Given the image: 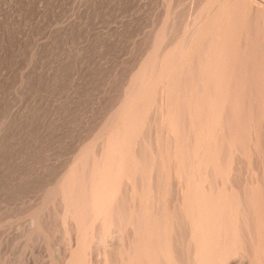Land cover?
Segmentation results:
<instances>
[{"label":"rangeland","instance_id":"1","mask_svg":"<svg viewBox=\"0 0 264 264\" xmlns=\"http://www.w3.org/2000/svg\"><path fill=\"white\" fill-rule=\"evenodd\" d=\"M219 1L0 0V264H137L133 263L129 250H131V242L134 240V231L132 232V230L135 225L133 226V224L136 222L135 219L138 210H140L138 205L140 197L137 195L139 193L136 192H140L139 189L145 185H151L144 172L137 171L136 173L135 171L134 173L133 171L136 177L132 176L133 178L131 177L129 180L127 177L121 181L125 186H119L124 188V190L122 188L124 193L119 189L122 192H120L122 200L119 201L116 208L114 207L116 211L119 210L117 212L119 218H117L118 216L115 217L117 220L119 219V222L114 219L116 221L115 228L113 227L116 232H112L114 238L109 230L102 233L100 229L103 227H99L100 223L97 225V222H91L90 218L89 222L86 216L82 220V223L86 221L83 223L85 226L80 224L81 221L77 220L79 218L76 216L77 221H74L75 219L73 220L71 214L68 213L70 203L73 200L72 196L75 193H83L85 197L88 193L85 190L89 191V189H83L84 187L88 188L87 185L91 180L89 175L94 167L92 162L94 161L95 165L98 164L96 158H100L106 140L108 141L110 137V132L119 129L124 122L125 115L123 114L126 112L124 106L129 96L138 89L139 79L137 77L141 75L144 68L156 65L158 66L156 73L179 72L187 83H189L190 78L192 80L190 83H198L196 81L200 76L198 66H201L199 64L205 60L204 52H200V55L198 51L197 53L194 51L188 59L189 63L183 67V72L180 68L178 70L176 67L178 65L164 66L165 61L162 59H165L167 52L180 44L182 37L184 38L188 33L191 35L194 30L192 21L195 18L198 19L196 24L211 18L208 15L212 13V9L216 8L214 6H217ZM256 2L264 6L261 1L257 0ZM245 7L249 8L248 10L246 8L244 12L245 14L247 12L248 15L244 14L242 17L241 26L239 25L237 30L240 34L237 32L231 41L236 43L237 51L239 50L241 55L242 53H251L246 54V56L242 55V58L245 56L246 61L251 60H249L248 65L252 68L249 69L250 73H247L254 77L255 74L253 73L257 71L255 69L260 70V72L264 70V53H262L264 52V25L262 26L264 24V17L262 16L264 12L257 11L252 3H247V6L245 4ZM204 11L208 14L204 15ZM191 13H199L198 15L201 16L197 18L194 15L192 17ZM190 14L192 18H190ZM195 30L198 32L197 29ZM190 35L187 36V39L193 36ZM161 37L164 39L163 43ZM203 40L205 41V39ZM203 40L201 41L202 44ZM196 59L199 60L196 61ZM246 61L243 60L244 63ZM249 77L251 78V75ZM183 79L181 83H178L179 90L186 86ZM256 80L258 83V78ZM135 81L138 84L137 87H133ZM251 81L254 80L250 79L249 84ZM162 83H157L149 92L151 94L148 93L142 98L141 103H143L144 109L142 112L144 113L140 112L141 116L139 114L135 116L136 120L138 118V122L141 120L140 127L134 132H128V137L133 138L130 140L127 138L129 147L127 160L139 162V157L146 162L144 164L142 160V165L147 167H143L144 171L154 168V174H156L155 171H158L157 175L162 174L160 176L165 179L166 176L170 177L168 175L173 176L171 173H175V168L173 162L166 157H164L165 159L160 158L161 160L156 157L154 138L156 132L160 133L161 129L163 131L161 124L163 122L160 117H162L161 111L164 112V108L161 109L162 104L160 102L163 100L162 91H165L168 86V83L166 85ZM252 85L254 86L255 82ZM250 88L245 89L246 91H243L242 95H247ZM165 94L166 91L163 96ZM144 107H147L146 110ZM257 109L260 108L257 107ZM257 109L256 106L253 107V112ZM257 126L261 133L259 136L260 144L258 143L259 146H257L258 153L250 148V151L254 152H252L254 156L248 152L249 161L247 157L244 158L245 161H239V154H236L237 157L233 156V159L230 158L231 162L228 160L230 166H228L229 172L228 170L227 172L231 174L232 178L234 177L232 181L234 180L233 182L241 188L240 194L242 196H240L242 198H245L244 192L248 189L249 180L254 182V178L259 179L264 174V123H258ZM164 137V144L167 142L166 144L171 145L169 140H164ZM165 148L167 150V147ZM153 155H156L155 158ZM156 158L159 161H155ZM151 165L153 166L150 167ZM138 170L141 169L138 167ZM167 170L168 173L165 172ZM84 173L85 175H82ZM142 175L147 180H143ZM75 177L79 178L80 181L82 180L83 184L79 188L80 191L76 189L77 192L74 193L73 184L77 180L73 179ZM152 179L156 184V179ZM244 179L245 181H243ZM171 181L172 179L170 182L166 181L167 184L170 183L168 186L166 182L164 184L162 182L160 184L162 188L156 187L153 182V188H151L153 189L152 192L155 193L158 189L167 191L171 200L169 199L170 202L167 200L166 206L171 210L167 207L165 210L178 212L179 207L172 209V203L176 197V188H174L173 183L174 187L171 185ZM133 188L137 190L135 194ZM154 192L152 194H155ZM84 197L81 200L87 201L89 199H84ZM120 212L125 213L122 215ZM66 213L68 214L66 215ZM247 213L249 214L248 211ZM120 216H123L122 220ZM126 217L131 220H127V222L130 221L129 223L126 222ZM120 221H123L124 225L120 224ZM248 221L250 224L247 222L249 225L247 227L249 229L254 228L255 220L252 216L248 218ZM95 223V229L97 226L99 229L93 232ZM126 223L129 225L127 226ZM77 224L82 225L83 231L78 229L81 227L79 225L78 227ZM118 225L122 226H119L118 229ZM251 225L253 227H250ZM76 226L77 228H75ZM127 229L129 230L126 231ZM117 230H122L120 232L123 234L121 235ZM181 230L177 231L176 237H173V242L179 241L177 247L179 250L184 249L185 252L177 251L176 260L181 263L184 261L183 264H187L191 260V254H185L187 238L182 237L185 234ZM252 230L250 229V231ZM241 232L244 239L254 236L251 232L250 236L246 230H241ZM97 233L101 237L96 235ZM104 234L106 238L108 237L107 239ZM244 234L245 236L248 234L247 237H249H245ZM96 236L100 238L97 239ZM86 237L89 239L82 243L86 241ZM90 237L92 238L90 239ZM254 237L257 238V235ZM101 238H103L104 244H102ZM82 239L83 241H81ZM184 240L185 242H183ZM88 241H92L90 246L86 244ZM120 241L122 242L120 243ZM183 243H185V247L182 248ZM83 248L89 250L86 252ZM72 252L74 253L72 254ZM121 254H124L125 257Z\"/></svg>","mask_w":264,"mask_h":264},{"label":"bare ground","instance_id":"2","mask_svg":"<svg viewBox=\"0 0 264 264\" xmlns=\"http://www.w3.org/2000/svg\"><path fill=\"white\" fill-rule=\"evenodd\" d=\"M220 1L219 3L217 2L218 4L216 3L217 6L213 5L216 8L214 10L212 9L213 11L211 10L212 12L210 13L211 16L208 15V17H211L209 18V20L207 21L205 20L203 23L200 22L198 24H196L197 23L196 20L198 19L195 18V20L192 21L194 30L193 29H192L193 31L191 30L192 31L191 35L193 36H191L188 33V35L191 36L189 37V39H187L188 35L185 36L184 38L182 37L183 39L181 38L180 44H178L179 46L176 44L177 47H174L171 51L167 52L168 54L166 55L165 59L161 58L162 61L163 60L165 61L164 66L178 65L176 67L178 68V70L180 68V70L182 71L184 70L183 67L186 66L187 63H189L188 59L190 56L193 55L194 51H196V53L198 51L200 55L201 53L204 52V54L206 55L205 60L204 61L202 60L203 61V62L201 61L202 64H199L201 66H198L200 69L199 70L200 72H198L200 73V76L196 80L198 81V83L192 82V83H197L195 85L190 83L192 81L191 78H190L189 83H187L182 78V76L179 74V72L177 73L176 72L174 73H166V72L158 73L157 72L156 73V71L158 70L157 69L158 66L156 65H152V66L148 65L149 67L144 68L143 71L141 72V75H138V77L140 78L137 77V79L140 80V81L138 80L139 85L136 84L137 82L135 81L134 83L135 86H133V87H137L136 85H138V89L136 90V92L133 90L135 93L133 92L131 96H129V98L127 99L128 101L126 102L124 106L125 107L124 111H126L125 114H123L125 115V120L122 118L124 122L122 121L123 123L122 125H120L119 129H117L116 131H113L112 133L110 132V137L108 138V141L106 140V144L104 143L105 147H103L101 155L98 152V154L100 155V158L98 157L99 159L96 158L97 159L96 161H98V164L95 165L93 163L94 161L92 162L94 167L92 168V172L89 175L91 180L89 181V184L86 182L88 185L84 183V185H87L88 188L84 187L83 190L89 189V191L85 190L86 192H88L86 193V196H85L86 198L84 197L83 193H75L77 192V190H79V188L82 186L83 183L81 182L82 180L81 181L79 180V178L78 179L77 177L73 178L77 180H75L73 184V189H74L73 192L75 194L72 196L73 200L70 203L71 205L69 206L68 213L71 214V216L73 217V220L75 219V216L76 218L78 217L79 219L77 220L81 221L80 224H83L86 222V221L85 222L83 221L82 223V220L85 216L88 217L87 221L91 219L90 221L97 222V225L98 223H100V225L102 226L99 225V227H103V229L102 228L100 229L102 233L104 232L106 233L108 232V230L111 233L114 231L113 227L115 226V223H116L115 220H117L115 217L119 215V213H117L119 210L116 211L115 208H116V205L119 203V201L122 200L120 198V192L122 191L123 187L120 188L121 187L120 185L125 186L123 185V182L121 181H123V179L127 177H128V180L131 179V177L134 176L133 171L134 173L135 171L136 173L137 171H139L140 173L144 172V175L146 176V178L147 177L149 178L151 185L144 184L145 185L144 186L142 184L144 187H141L142 190L141 188L139 189L140 192H136L137 190L133 188L134 194L135 192L139 193L137 195H139L140 197V202L139 203L137 202L140 210H138L139 212L136 211L138 212L136 219L134 216V219L136 220V222H134L135 220L133 221L134 222L133 226L134 225L135 226L133 230L130 229L129 227V229L132 230V232L134 231L133 233L134 240L133 242H131L132 248L131 250H129L128 248L129 254H131L133 263H137V264H183L184 261L181 263L176 260V254H177V251H180V253H182L184 249L183 250L181 249L182 250L181 252V250H179V248L177 247V243H179V241L176 243L173 242V237L174 238L176 237V233H178L177 231H180V229H182L181 231H183V233L185 234L183 235L182 233L183 235L182 237L187 238L186 240L187 248H185L186 249L185 254H191L190 255L191 260L187 262V264H264V174L262 177L258 175L260 177L259 179L257 177L254 178L255 179L254 182H250L249 180V183H250L249 186H247L246 184L248 189L247 187H245L247 189V191L244 192L245 198L241 197L242 194L240 193L242 191L239 185L233 182L234 180L232 181L234 177L232 178L231 174H228L229 172L228 166H230L229 163L231 162L230 158H232L233 156L237 157V155L239 154L238 159L239 161L242 162V160L245 161L244 159L245 157L248 158L249 156L248 152H250V155L252 154L253 151L258 153L257 146H259L258 145L259 136L261 133L257 125L258 123L259 124L264 123V70H261L260 72V70L258 71V69H255L257 71L253 73L255 74L254 77L252 76V74H248L250 73L249 69L252 68V66L250 67V65H248V62H250L251 60L249 59L250 61L249 60L246 61V59L244 58H246L245 57L246 54H249L250 52L245 53L246 52L245 50L244 51L245 54L242 53V55H245V56H243L242 58V55L239 53V50L237 51L236 43L235 44L232 43L231 39L233 38V36H236L239 25L241 26L240 21L242 17L244 16L245 14L244 12L247 8L245 7V4L247 6V3H252L254 7H256V10L261 13L264 12V6L261 5V3L256 2L257 0L256 1L255 0H223L222 2ZM259 1L264 3V1L262 0H259ZM248 9L249 8H247V10ZM205 12L206 11H204V13ZM191 14H192V17L196 15V17L198 18L199 16L198 15L199 13H195V14L191 13ZM191 14H190V18H192ZM207 14L205 13L204 15H207ZM246 14L248 15L247 12ZM262 16L264 17V14ZM202 18H204L203 15H202ZM256 24L258 23L256 22ZM195 25L196 27L194 28ZM263 25L264 24H262V26ZM195 29H197L198 32H196ZM203 39H205V41L208 39V41L205 42ZM163 40L164 39L162 38L161 40L162 43H163ZM202 40L204 41L203 44L204 43L206 44L208 43V44L203 45L201 43ZM162 51L164 50L162 49ZM200 58L201 57L199 56V59ZM199 59H196V61ZM242 59L246 61L247 64L246 62L244 63ZM247 65L249 66V68H247L248 67ZM239 68L243 70H240ZM191 70H192V67H191ZM189 72H190V69H189ZM249 75H251V78L249 77ZM181 78L183 79L184 83L186 82V86L183 87L184 89L181 87V90H179V87L177 86H178V83H181V80H182ZM188 78L186 79L188 80ZM257 78H258L259 85L256 82ZM250 79L254 80L253 82L251 81L252 84H254L255 82V85H254L255 87L250 83L253 88L249 84ZM160 82L161 83L164 82L165 85L166 83H168V86L166 87L167 89L164 88L166 91L165 96H163L165 91L164 90L162 91L163 93L162 97H163V100L164 99L165 100L164 101L162 100V102H160L162 105L161 104L160 105H161V109L164 108V112L161 111L163 114H162V117L160 116L159 117L162 118L161 121L163 123L161 124L163 125V127L162 126L161 127L163 128L164 132L161 131L162 129L160 130V133L156 132V137L154 138V140H155L157 156L156 155L155 156L159 157V159L160 158L165 159L164 157H166L168 160H171L173 162V166L175 168V173H171L173 174V176L171 177V175H168L170 177L166 176L164 177L165 179H162V177L160 176L162 174H160V172H159L160 175H157L158 171H155L156 174H154V168L150 170L147 169L148 171L145 170L146 171L145 173L143 167H146V166L142 164L143 162L144 164H146V162L143 159L138 157V159H140L139 162H135V161L129 162L127 160V156L129 154L127 138L129 140L133 138V137L132 138L128 137V132L129 133L131 131L134 132L136 129H138V127H140L139 123L141 122V120L140 122H138L137 121L138 118L136 120L135 116L138 114L140 115V112H142V109H143V103H141V101L143 100L142 98L144 95L148 94L155 87L157 83L160 84ZM164 83L162 84L164 85ZM247 87L248 88L251 87L247 91L249 93H247V95H242L243 91H246L245 89H248ZM259 90L260 92H258ZM253 94H257V95L253 96ZM153 97L154 95L152 96V99ZM149 103H146V104H149ZM255 106H256V109L257 107L260 109H257L256 111L253 112V107ZM163 137L165 138L164 140L170 141L171 143V145L169 144L170 146L166 144L167 142L164 144ZM164 146L167 147V150ZM149 147H151V145ZM250 148H253L252 152L250 151ZM155 156L153 158H155ZM130 157L132 158V156ZM226 157L228 158L227 160H226ZM93 158L91 159L93 160ZM159 159L155 161H159ZM149 160H146V161H149ZM248 161H249V158H248ZM165 163H167V161ZM244 164H243V167H244ZM152 166L153 165H151L150 167ZM138 167L141 170H138ZM165 172L168 173V170ZM82 175H85V173ZM144 175H142V177ZM134 177H136V174ZM152 178L156 179V184ZM144 179L145 178L143 177V180ZM171 179L173 181V182L171 181V185L173 183L175 187L173 185L172 186L176 188V192H175L176 197H174L175 198L174 201L172 200L173 205L171 204L172 209H174V207H179L178 208L179 211L178 212L174 211L175 213L173 212V210L172 211L165 210L168 208L166 206V204L168 203L167 200L168 201L169 199L171 200V198H169V194L167 191L158 189L156 193L153 191L155 194H152L153 193L152 192L153 182L156 185V187L162 188L160 184H162V182L164 184V182L166 181L170 182ZM239 180H242V179H239ZM243 181H245V179ZM150 182L148 183L150 184ZM167 182H166V185L168 186V184L170 183L167 184ZM119 189H121V191ZM155 191H156V188H155ZM122 192L124 193V191ZM83 197L84 199H88V198L89 199L87 201L81 200ZM125 201H126V198H125ZM154 210H156L157 212ZM247 211L249 212V214L247 213ZM68 213H66V215ZM124 213L120 212V214L122 215ZM251 216L255 220V223L253 225L254 228H250L251 230L253 229L252 231H250L249 227H247L249 226L247 224L248 223L250 224V221H248V218H251ZM122 217L123 216H120L121 220H122ZM117 218H119V216ZM129 218L131 217L129 216ZM129 218L126 219V222ZM77 220L75 219L74 221H77ZM117 221L119 222V219ZM122 222L120 221V224L124 225V223ZM124 222H125V219H124ZM80 224H77V226L78 225L80 226ZM128 225L129 224H127V226ZM77 226L75 228H77ZM95 226H96V223L94 224L93 232L99 229L98 226L95 229ZM119 226H122V225H118L117 226L118 229H119ZM133 226L131 225V227ZM253 226L251 225L250 227H253ZM82 228L83 227L78 228V229L79 230L81 229L83 231ZM110 228H112L113 230L111 231ZM129 229H127L126 231H128ZM241 230H246V232H248L249 235L251 233L254 234V236L257 235V238L254 236H252L253 238L248 236L249 237L248 238L247 237L248 234H246V236L244 234V236L248 238V239H244L241 236L242 234ZM76 231L78 230L76 229ZM120 231L122 232V230ZM120 231L118 233L121 234ZM96 235H99V234L97 233ZM99 236H96L97 239L101 237ZM112 236H113V233H112ZM92 237H90V239ZM123 237L125 236L123 235ZM103 238H101L102 242H103ZM105 238H106V235H105ZM87 239L89 238L86 237L85 239L86 241L82 243L87 242ZM177 240H179V238H177ZM81 241H83V239ZM89 242L90 241H88V243L86 244L89 245L91 244L92 241L90 243ZM121 242L122 241H120V243ZM183 242H185V240ZM86 244L85 246L87 248ZM102 244H104V242ZM184 244L185 243H183V245ZM183 247H185V245L182 246V248ZM86 250L88 251L89 249H86ZM93 250L95 249L93 248ZM91 251L92 250L90 249V252ZM73 253L74 252H72V254ZM180 253L178 254L180 255ZM77 255L79 256V254ZM121 255H124V254H121ZM123 257H125V255ZM76 259L79 260V258H76ZM123 259L125 260V258ZM185 259L187 258L185 257ZM105 261L107 262V260ZM74 263H76V261Z\"/></svg>","mask_w":264,"mask_h":264}]
</instances>
